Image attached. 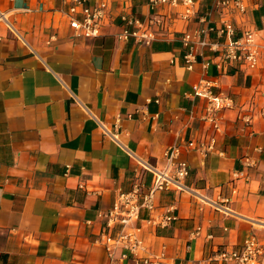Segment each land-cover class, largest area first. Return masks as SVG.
Returning a JSON list of instances; mask_svg holds the SVG:
<instances>
[{
  "label": "crops",
  "instance_id": "obj_1",
  "mask_svg": "<svg viewBox=\"0 0 264 264\" xmlns=\"http://www.w3.org/2000/svg\"><path fill=\"white\" fill-rule=\"evenodd\" d=\"M244 1L246 15L227 13L229 22L237 35L255 30L263 45L264 0ZM102 2L101 34L84 37L69 21L73 0H0V264H110L100 213L137 179L150 187L142 162L164 167L174 144L189 164L186 188L157 191L141 218L174 205L177 219L145 225L141 255L205 264L250 235L264 243V47L256 68L217 67L211 43L231 38L218 32L217 0H196L189 20L149 0L89 5ZM153 13L165 23L150 45L116 38L123 15L147 22ZM186 33L198 54L193 69L183 59ZM201 79L235 100L219 128L205 119L208 99L194 94ZM248 106L251 122L240 115ZM212 140L201 154L197 144Z\"/></svg>",
  "mask_w": 264,
  "mask_h": 264
},
{
  "label": "built area",
  "instance_id": "obj_2",
  "mask_svg": "<svg viewBox=\"0 0 264 264\" xmlns=\"http://www.w3.org/2000/svg\"><path fill=\"white\" fill-rule=\"evenodd\" d=\"M89 2L90 0H73L68 12L69 21L79 35L98 37L101 34L102 23L109 14L108 5L102 2L92 7ZM149 2L153 7L168 5L177 8L176 16L186 20L193 18L196 14V0H149ZM217 5L221 10L223 21V27L218 29V32H225L231 38L223 43L217 41L211 43L212 49L217 52L215 64L221 67L224 63L237 62L251 69L258 67L262 55L261 48L264 47V44L258 41V33L252 29H244L240 35H237L227 17V13L232 12L245 16L247 4L244 0H217ZM76 14H81V17L78 18ZM0 17H3L1 11ZM122 20L124 24L115 34L116 38L121 42L133 40L145 45H150L156 40L158 29L165 23L164 16L160 13H153L147 22L134 15H123ZM183 42L186 48L183 55L185 66L193 69L198 54L189 33L184 35ZM207 67L208 65L204 64V69ZM214 84L212 80L201 79L193 86V89L194 94L208 99L205 119L214 122L219 128L222 122L221 113L234 108L236 103L229 94H215L212 90ZM246 109L240 115L246 122H251L250 107ZM107 132L120 143L117 133ZM189 145L194 147L196 143L190 142ZM213 148L214 140L208 145L197 144L198 151L203 155H207ZM180 155L179 145L174 144L165 151L164 167L158 168L150 163L142 162L143 168L153 173V182L150 187L146 189L142 180L137 179L130 191L119 194L111 209L100 213V216L105 218L101 241L108 252L110 264H125L127 259H133L137 264H169L159 257L141 255L146 251L142 232L145 225H153L156 228L169 226L177 219V215L173 213L174 205L167 207L165 212L146 219L141 218V211L143 209L152 211L155 208L157 191L186 188L185 179L190 173V168L188 162L181 159ZM211 203L218 206L215 202L211 201ZM140 220H144V223H139ZM199 232L200 228L193 234L198 235ZM118 251H121L119 256H117ZM205 262V264H264V243L253 234L241 245L225 246L213 251Z\"/></svg>",
  "mask_w": 264,
  "mask_h": 264
}]
</instances>
